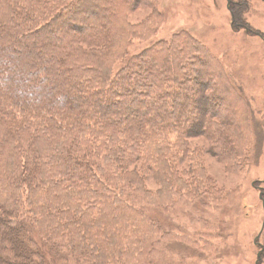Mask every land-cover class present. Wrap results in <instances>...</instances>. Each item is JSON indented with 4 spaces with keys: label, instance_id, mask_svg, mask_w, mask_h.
Returning a JSON list of instances; mask_svg holds the SVG:
<instances>
[{
    "label": "trees",
    "instance_id": "1",
    "mask_svg": "<svg viewBox=\"0 0 264 264\" xmlns=\"http://www.w3.org/2000/svg\"><path fill=\"white\" fill-rule=\"evenodd\" d=\"M147 1L0 0V264H61L67 243L74 263L139 264L152 256L154 228L129 233L141 220L116 192L121 180L155 206L200 191L214 202L207 180L179 172L194 169L183 137H206L227 163L251 146L253 128L223 100L233 87L185 32L122 61L136 32L128 15ZM84 5L102 21L88 23ZM53 28L60 36L46 39ZM128 105L136 109L121 118Z\"/></svg>",
    "mask_w": 264,
    "mask_h": 264
},
{
    "label": "rangeland",
    "instance_id": "2",
    "mask_svg": "<svg viewBox=\"0 0 264 264\" xmlns=\"http://www.w3.org/2000/svg\"><path fill=\"white\" fill-rule=\"evenodd\" d=\"M228 1L238 0H148L128 15L136 32L127 43V54L122 61L140 53L152 42L162 39L169 43L172 36L185 32L202 47L195 55L210 61L209 71H223L233 87L224 90L229 95L224 102L227 101L228 109L234 111L236 108L237 119L247 122L255 133H251V128L250 133H246L251 146L246 145L244 154L233 163L217 160L206 137L198 134L183 137L192 154L190 160L194 159V169L190 173L183 165L179 172L184 173V180H207L213 190L214 202L204 199L203 191H200L194 202L172 204L171 200L165 199L167 201L155 206L143 201L140 190L131 191V184L121 180V190L116 192L126 205L136 207L135 215L141 220L129 233H146L149 224L154 228L148 232L150 237L154 235L150 248L152 256L142 260L141 264H264V228L258 240L260 245L255 242L264 221V1L244 0L247 7H241L240 16L248 29L237 26V20L232 21ZM82 9L87 12L88 23L102 21V10L90 5H84ZM111 11L109 8V13ZM54 30L56 28L50 31L57 34H44L46 39L54 40L60 36ZM180 61H176L177 67ZM162 63L160 61L159 65ZM192 86L189 83L186 90L189 96ZM235 89L244 95L245 102L239 100ZM135 109L128 105L119 115L125 118ZM219 120L216 118L214 122L218 124ZM119 121L123 123L122 119ZM119 139L121 149H128L131 154L128 145H123L122 138ZM143 185L145 193L156 195L160 190V186L152 181ZM98 205L102 210V197ZM91 217L96 218L94 214ZM93 225L89 226L91 232L96 229ZM69 246L68 243L59 246L61 256H68L64 261L59 260L61 264H92L74 263L71 256L75 250Z\"/></svg>",
    "mask_w": 264,
    "mask_h": 264
},
{
    "label": "flooded vegetation",
    "instance_id": "3",
    "mask_svg": "<svg viewBox=\"0 0 264 264\" xmlns=\"http://www.w3.org/2000/svg\"><path fill=\"white\" fill-rule=\"evenodd\" d=\"M228 2H229L228 5L230 4V6H228V7L232 8L231 9L232 10V12H231L232 21H236L237 18H238V20H237V26H241L244 29H248V26L246 24H244L243 22H240L239 21V19L241 17L240 14L242 13L240 11L241 10V7L242 6L247 7L246 1H244V0H238L236 2H233V1H228ZM244 25H246V26H244ZM263 228H264V221L262 223V229H261V231L259 232L257 238H255L256 245H260V243H258V240L260 238V234H261Z\"/></svg>",
    "mask_w": 264,
    "mask_h": 264
}]
</instances>
